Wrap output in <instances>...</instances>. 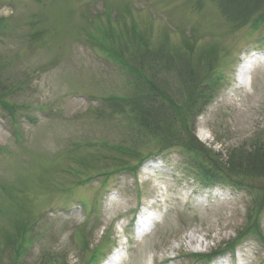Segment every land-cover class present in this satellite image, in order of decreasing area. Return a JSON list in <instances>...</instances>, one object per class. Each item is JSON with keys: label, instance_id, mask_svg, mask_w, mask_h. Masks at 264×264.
<instances>
[{"label": "rangeland", "instance_id": "374dc122", "mask_svg": "<svg viewBox=\"0 0 264 264\" xmlns=\"http://www.w3.org/2000/svg\"><path fill=\"white\" fill-rule=\"evenodd\" d=\"M232 16L223 0H0V264H102L118 246L120 264H264V176L239 177L250 193L199 180L264 144V22ZM206 81L213 101L163 134ZM144 90L163 92L158 134L117 102Z\"/></svg>", "mask_w": 264, "mask_h": 264}, {"label": "trees", "instance_id": "16d2710c", "mask_svg": "<svg viewBox=\"0 0 264 264\" xmlns=\"http://www.w3.org/2000/svg\"><path fill=\"white\" fill-rule=\"evenodd\" d=\"M225 2V7L229 9L233 16L232 18L236 20L237 22H246L250 19H254L253 23L255 27H258L260 23L264 22V0H223ZM141 58H143L141 56ZM217 79V77H216ZM148 90L143 91V95L137 94L135 97L123 100V99H117V102L122 105L125 108H128V111L139 113L143 115H137L140 122H147L149 124H146V126H149L150 124H153L152 131L156 132L158 128H161L163 125L158 124L153 119L152 111L157 110L158 108L154 107L153 104L147 103L152 102V100L156 98H161L163 92L162 91H156L154 94L152 92H147ZM217 91L216 89V82L206 81L201 86H198L197 88H192L190 92H188V95L186 96V101L180 106V114L178 115V119L180 121V124L176 127H163L161 128V131L163 134H170L174 129H176V135L179 134V130H182V132H187V115H191L194 113L196 109H200L203 107V105H209L214 99V94ZM179 127V130L178 128ZM150 131L152 134L151 129H145ZM173 135V133H172ZM180 136H185L180 134ZM164 145L170 144V141L165 140L163 138ZM195 140V139H193ZM132 152V151H131ZM224 169L223 171H218L216 169H219V167H212L210 169H202L200 174L199 180H202L204 182V186H208L212 181L218 182L220 184H226V186H229L233 188L234 190H240V189H246L250 193V189L248 187H245L243 181L239 179L240 176H264V144L256 142V144H253L252 146H249L247 150H243V148H240L238 151L232 152L228 159L223 162ZM129 170H134V168L131 167H125ZM201 182V183H202ZM203 184V183H202ZM252 203V201H251ZM249 209L248 211L252 214L253 210ZM236 242V241H235ZM235 244L233 243L226 247L224 250H218L217 253L211 254L207 259L213 258L219 254L224 253L227 250H234Z\"/></svg>", "mask_w": 264, "mask_h": 264}, {"label": "bare ground", "instance_id": "6f19581e", "mask_svg": "<svg viewBox=\"0 0 264 264\" xmlns=\"http://www.w3.org/2000/svg\"><path fill=\"white\" fill-rule=\"evenodd\" d=\"M247 68L248 67L246 64H242V65H240V67L237 70L238 82L241 85H243L245 83L246 77L249 75V71ZM115 256H116V254H114L109 259H107L103 264H113Z\"/></svg>", "mask_w": 264, "mask_h": 264}]
</instances>
